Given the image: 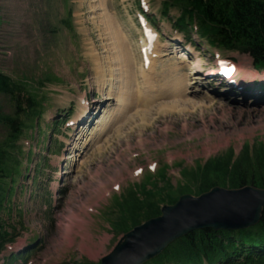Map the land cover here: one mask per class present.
Listing matches in <instances>:
<instances>
[{"label": "rangeland", "instance_id": "374dc122", "mask_svg": "<svg viewBox=\"0 0 264 264\" xmlns=\"http://www.w3.org/2000/svg\"><path fill=\"white\" fill-rule=\"evenodd\" d=\"M164 1L0 0V72L25 85L22 108L27 92L42 106L19 142L22 175L5 217L17 241L0 255L1 264H101L126 234L112 228L117 197L148 176L160 181L162 168L177 187L184 168L264 143V97L254 95L264 71L244 54L222 52L218 61L195 32L188 40L175 29L177 9L163 16ZM145 28L158 37L150 73L141 58ZM116 38L128 44L136 68L150 74L154 99L150 107L138 99L134 119L97 143L90 134L114 104L108 93L121 68ZM221 60L242 70L236 73L245 75L246 88L218 76ZM15 111V101L0 94V115ZM7 135L1 121L0 145Z\"/></svg>", "mask_w": 264, "mask_h": 264}, {"label": "trees", "instance_id": "16d2710c", "mask_svg": "<svg viewBox=\"0 0 264 264\" xmlns=\"http://www.w3.org/2000/svg\"><path fill=\"white\" fill-rule=\"evenodd\" d=\"M173 8L179 12L173 26L188 40L195 32L209 50L248 55L255 68L264 71V0H165L163 16L167 17ZM24 91L23 83L0 72V94L11 97L16 107L14 115H0V122L8 129L0 145V255L17 241L14 232L8 230L5 217L13 213V197L22 175L19 142L33 128L31 123L41 116V102L35 94L27 92V107H21ZM166 169L159 171L160 181L148 176L145 182L115 199L118 214L113 230L128 233L160 216L163 206L175 204L186 194L199 196L217 186L264 189V143L245 145L239 155L229 149L204 163L184 168L177 187L169 183ZM162 182L163 188L159 186ZM150 186L156 190L147 188ZM147 264H264V211L259 224L247 229L194 231L170 244Z\"/></svg>", "mask_w": 264, "mask_h": 264}, {"label": "water", "instance_id": "95a60500", "mask_svg": "<svg viewBox=\"0 0 264 264\" xmlns=\"http://www.w3.org/2000/svg\"><path fill=\"white\" fill-rule=\"evenodd\" d=\"M264 189L214 187L199 196L183 195L161 215L126 233L101 264H145L176 240L198 230H243L259 224Z\"/></svg>", "mask_w": 264, "mask_h": 264}, {"label": "bare ground", "instance_id": "6f19581e", "mask_svg": "<svg viewBox=\"0 0 264 264\" xmlns=\"http://www.w3.org/2000/svg\"><path fill=\"white\" fill-rule=\"evenodd\" d=\"M101 8V15L103 19L105 20V22L107 21L110 24L111 30L114 33L115 26L113 21L111 20L110 15L107 13L104 5L103 7L101 6ZM148 32L150 36L147 37V39L151 40L152 43L149 44L147 42V39H145V41H142L143 54L141 55V58L142 63H145V65L147 66L146 68L150 73L154 68L153 59L158 57L159 51L157 50V35L151 30H148ZM114 46L116 49V64H121V68L118 71V78L116 79L115 83L112 84L108 93V96L112 97L108 98V101L113 100L114 104L112 105L111 109H109L110 105L103 109L101 118H99V120H97L96 122V130L93 133L91 131L90 134V140L95 139L97 143L101 142L103 139H106L114 129L123 128V126L126 125L128 121L134 119L133 116H136V114L139 113V111H136V108L138 107L135 106V104H138V99L140 100V107L144 104H147V107H150V104H148L147 100L153 98L150 95L153 92V89H151L150 85L148 84V82L150 83V81H148V76L150 74H147L146 72L141 70V67L136 68V61L134 55L128 48V44H124L123 40L120 41L116 38L114 40ZM166 56L168 55L162 54V57ZM188 67H190L188 66V63H185L184 69ZM238 71L242 72V70H240L239 68ZM241 72L239 74L240 77H244L245 75ZM145 76L146 78H148L146 79L147 82L145 80Z\"/></svg>", "mask_w": 264, "mask_h": 264}]
</instances>
